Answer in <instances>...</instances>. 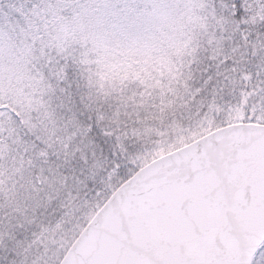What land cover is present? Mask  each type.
Segmentation results:
<instances>
[{
	"label": "snow or ice",
	"instance_id": "snow-or-ice-1",
	"mask_svg": "<svg viewBox=\"0 0 264 264\" xmlns=\"http://www.w3.org/2000/svg\"><path fill=\"white\" fill-rule=\"evenodd\" d=\"M0 264H264V0H0Z\"/></svg>",
	"mask_w": 264,
	"mask_h": 264
}]
</instances>
